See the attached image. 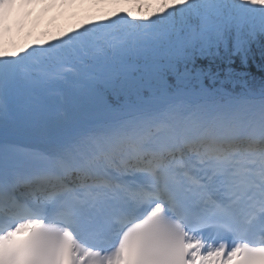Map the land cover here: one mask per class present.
<instances>
[{
	"label": "snow or ice",
	"instance_id": "6c2138e0",
	"mask_svg": "<svg viewBox=\"0 0 264 264\" xmlns=\"http://www.w3.org/2000/svg\"><path fill=\"white\" fill-rule=\"evenodd\" d=\"M39 2L0 17V264H264V0L18 45Z\"/></svg>",
	"mask_w": 264,
	"mask_h": 264
},
{
	"label": "rangeland",
	"instance_id": "374dc122",
	"mask_svg": "<svg viewBox=\"0 0 264 264\" xmlns=\"http://www.w3.org/2000/svg\"><path fill=\"white\" fill-rule=\"evenodd\" d=\"M100 4L104 8L102 10H96V12L98 11V14L101 13L102 11L103 12L110 11V9H107L108 6L110 7L107 1L101 2ZM86 6L87 5H85V2L83 3L80 2L78 4H71L69 6L57 7V9L54 10V12L57 15L56 16L57 20L55 21V25L58 26L59 23H64V21H66V25L76 23L75 21L77 20L78 16L83 14V11L86 9ZM40 9H41L40 6H38L37 10ZM86 12H88L87 14L92 13V11H88V10ZM47 23L50 24V30H53L54 21L51 18V16L49 14H45L44 12H38L37 16H35L34 21L31 24H29V22H26L25 24H27V26L19 31L18 39L20 36L24 37V34L28 29L29 31L30 30L32 31V38L31 39L27 38V41L24 42L31 43L32 40H35L36 38L35 34L37 33V31L40 32V30L43 29V26L46 25ZM65 28L67 29L68 26H65Z\"/></svg>",
	"mask_w": 264,
	"mask_h": 264
}]
</instances>
